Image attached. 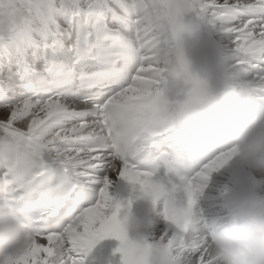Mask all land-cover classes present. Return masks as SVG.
I'll use <instances>...</instances> for the list:
<instances>
[{
  "label": "snow or ice",
  "instance_id": "6c2138e0",
  "mask_svg": "<svg viewBox=\"0 0 264 264\" xmlns=\"http://www.w3.org/2000/svg\"><path fill=\"white\" fill-rule=\"evenodd\" d=\"M189 20L227 41L203 78L179 45ZM218 91L264 112V0H0V200L33 224L0 264H85L106 238L118 264H148L157 242L176 264H218L208 240L235 194L264 193L207 120ZM140 198L160 219L130 238L119 213Z\"/></svg>",
  "mask_w": 264,
  "mask_h": 264
},
{
  "label": "clouds",
  "instance_id": "9594fccd",
  "mask_svg": "<svg viewBox=\"0 0 264 264\" xmlns=\"http://www.w3.org/2000/svg\"><path fill=\"white\" fill-rule=\"evenodd\" d=\"M204 113L219 136L238 146L240 159L264 176V112L246 98L218 91L204 106ZM186 143L195 146L198 139L187 136ZM120 221L128 234L143 235L145 225L131 205ZM32 228L31 215L22 205L14 199L0 200V257L20 255ZM208 249L218 264H264V193L252 195L239 216L219 225L210 234ZM147 255L148 264H176L159 242Z\"/></svg>",
  "mask_w": 264,
  "mask_h": 264
},
{
  "label": "bare ground",
  "instance_id": "6f19581e",
  "mask_svg": "<svg viewBox=\"0 0 264 264\" xmlns=\"http://www.w3.org/2000/svg\"><path fill=\"white\" fill-rule=\"evenodd\" d=\"M196 24L200 28L202 33L204 34V37H203V39L201 41V45H202V48H203L204 52L210 46H214V47L221 48V49H223V48H225L227 46V41L218 32H216L213 29L209 28L206 24H203L200 21L196 20ZM169 43L170 44H175V41H171L170 40ZM186 48H187L186 50L182 49L183 53L189 52V50L192 47L187 46ZM165 74L166 73L163 74V77L165 76ZM232 210L233 209H230L228 212H230ZM157 227H158V222H157V220L154 219L152 224H151V228L147 229L146 235H149L150 233H154L156 231Z\"/></svg>",
  "mask_w": 264,
  "mask_h": 264
}]
</instances>
